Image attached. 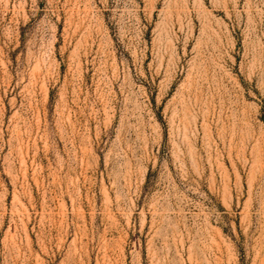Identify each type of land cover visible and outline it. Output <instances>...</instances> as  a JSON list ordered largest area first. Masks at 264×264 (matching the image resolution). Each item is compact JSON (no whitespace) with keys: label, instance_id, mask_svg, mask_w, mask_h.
Masks as SVG:
<instances>
[{"label":"rangeland","instance_id":"374dc122","mask_svg":"<svg viewBox=\"0 0 264 264\" xmlns=\"http://www.w3.org/2000/svg\"><path fill=\"white\" fill-rule=\"evenodd\" d=\"M0 264H264V0H0Z\"/></svg>","mask_w":264,"mask_h":264}]
</instances>
